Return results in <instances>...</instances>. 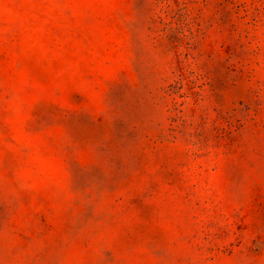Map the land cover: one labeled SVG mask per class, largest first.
Wrapping results in <instances>:
<instances>
[{
    "label": "rangeland",
    "instance_id": "rangeland-1",
    "mask_svg": "<svg viewBox=\"0 0 264 264\" xmlns=\"http://www.w3.org/2000/svg\"><path fill=\"white\" fill-rule=\"evenodd\" d=\"M0 264H264V0H0Z\"/></svg>",
    "mask_w": 264,
    "mask_h": 264
}]
</instances>
